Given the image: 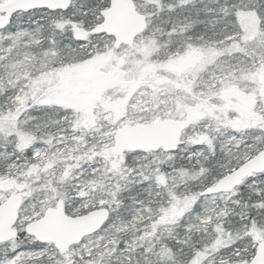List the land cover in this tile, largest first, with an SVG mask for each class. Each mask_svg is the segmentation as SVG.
Wrapping results in <instances>:
<instances>
[{"label": "snow or ice", "instance_id": "obj_1", "mask_svg": "<svg viewBox=\"0 0 264 264\" xmlns=\"http://www.w3.org/2000/svg\"><path fill=\"white\" fill-rule=\"evenodd\" d=\"M0 264H264V0H0Z\"/></svg>", "mask_w": 264, "mask_h": 264}]
</instances>
